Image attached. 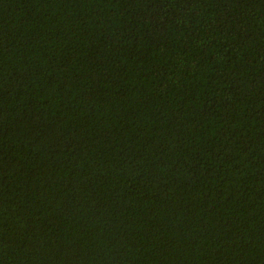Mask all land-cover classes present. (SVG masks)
<instances>
[{
	"label": "trees",
	"instance_id": "16d2710c",
	"mask_svg": "<svg viewBox=\"0 0 264 264\" xmlns=\"http://www.w3.org/2000/svg\"><path fill=\"white\" fill-rule=\"evenodd\" d=\"M0 264H264V0H0Z\"/></svg>",
	"mask_w": 264,
	"mask_h": 264
}]
</instances>
